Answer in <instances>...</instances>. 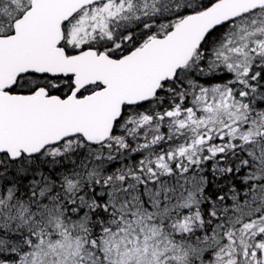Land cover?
<instances>
[{
    "label": "snow or ice",
    "instance_id": "obj_1",
    "mask_svg": "<svg viewBox=\"0 0 264 264\" xmlns=\"http://www.w3.org/2000/svg\"><path fill=\"white\" fill-rule=\"evenodd\" d=\"M0 264H264V0H0Z\"/></svg>",
    "mask_w": 264,
    "mask_h": 264
}]
</instances>
